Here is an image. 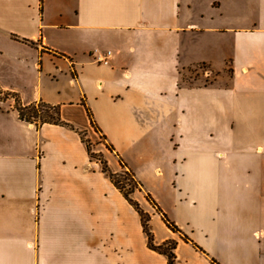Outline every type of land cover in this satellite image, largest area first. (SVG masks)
<instances>
[{
  "label": "crops",
  "instance_id": "crops-1",
  "mask_svg": "<svg viewBox=\"0 0 264 264\" xmlns=\"http://www.w3.org/2000/svg\"><path fill=\"white\" fill-rule=\"evenodd\" d=\"M3 37L19 53L5 67L0 47V90L102 134L111 170L146 194L135 199L156 244L177 240L181 264H264V0H0ZM11 103L0 100V264H169L79 132ZM184 201L205 211L194 239L171 218Z\"/></svg>",
  "mask_w": 264,
  "mask_h": 264
},
{
  "label": "trees",
  "instance_id": "trees-1",
  "mask_svg": "<svg viewBox=\"0 0 264 264\" xmlns=\"http://www.w3.org/2000/svg\"><path fill=\"white\" fill-rule=\"evenodd\" d=\"M0 93H2V91H0ZM13 97L16 96L13 95ZM16 108L19 111L21 118L25 119L26 121L37 123L40 122V124L52 123L57 125H63L79 132V134L82 136L83 140L87 144L88 151L91 157L101 161L103 171L111 177L115 185L123 192L129 202L140 213L142 225L148 237L149 248L159 253L165 254L168 257L169 264H181L177 261V255L175 252L178 243L177 240L167 239L161 244H156L155 235L151 229V213L141 207L138 200L132 197V194L135 192L136 189L139 188L140 185L139 181L136 179L135 175L131 171L114 172L113 170H111L108 160L106 158H102L101 155L99 157L97 153L93 151L92 144L87 139V131L79 130L75 127V125L61 118V107L59 105L40 101L32 103L28 106H24L20 100L18 101L17 96ZM147 198L148 200H150L149 195L147 196ZM167 223L169 227L174 231L179 230L178 226H176L174 223L169 221H167Z\"/></svg>",
  "mask_w": 264,
  "mask_h": 264
},
{
  "label": "rangeland",
  "instance_id": "rangeland-1",
  "mask_svg": "<svg viewBox=\"0 0 264 264\" xmlns=\"http://www.w3.org/2000/svg\"><path fill=\"white\" fill-rule=\"evenodd\" d=\"M0 47L2 48L4 56H7L4 59L5 60L4 65L6 67L8 57H10V56L11 57H13V56L17 57V55H18L17 53H19V49H18L19 47L17 45H15L14 43H11L9 41V39H7L5 37L1 38ZM9 61L10 60H8V62ZM183 79L185 81H187V76H185ZM8 93H10V94H8ZM13 95L17 96L14 93L3 91L2 93H0V100L2 102H6V103L10 104L11 107L13 105L11 103V101H12L14 103V106H15L14 108H16L17 97H13ZM19 100L20 99L18 98V101ZM31 123L37 124V126L40 124V122H38V123L37 122H31ZM87 139L92 144L93 151L96 152L99 157L101 155L102 158H106L108 160V162L110 161L109 164H110L112 169H117V167L119 166V161H117L116 157L113 158V155H112L113 150L109 146L108 142L105 140V137L102 134L98 133L97 130H95V136L93 138L87 136ZM129 159L132 161V163L139 166V164H137L138 162H136L135 158L129 157ZM125 171H130V170L126 169L125 166H123L122 172H125ZM146 179L149 183H151L148 178H146ZM142 193H143V195L146 196V194L143 192L142 188L139 186V188L136 189L135 192L132 194V197L133 198L137 197L140 200V202H142L144 205H146L145 199L143 198ZM188 206H192L194 212H191L189 210ZM175 213L176 214H173V216H171V218L176 220V223L178 225H181L180 226L181 231L190 235L193 239L195 238V236L192 235L193 232L199 233V235H201L200 233H202V231H203V226H201L199 224V221L202 218H204V214H205V211L202 208V206L198 205V206L194 207V205H191L188 201H184L182 208L179 210H176ZM163 225L164 224H162V221L159 218H155L152 222V227H154L153 230L155 229L154 232L157 233L158 239H161L164 234H167V232L164 230L165 226H163Z\"/></svg>",
  "mask_w": 264,
  "mask_h": 264
},
{
  "label": "built area",
  "instance_id": "built-area-1",
  "mask_svg": "<svg viewBox=\"0 0 264 264\" xmlns=\"http://www.w3.org/2000/svg\"><path fill=\"white\" fill-rule=\"evenodd\" d=\"M111 55H112V52L111 51H107L104 56H100V55L97 56V61L108 63L109 59L111 58Z\"/></svg>",
  "mask_w": 264,
  "mask_h": 264
}]
</instances>
